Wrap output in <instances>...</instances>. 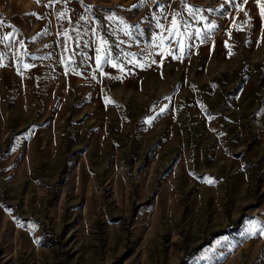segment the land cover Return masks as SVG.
Listing matches in <instances>:
<instances>
[{
	"label": "rangeland",
	"instance_id": "374dc122",
	"mask_svg": "<svg viewBox=\"0 0 264 264\" xmlns=\"http://www.w3.org/2000/svg\"><path fill=\"white\" fill-rule=\"evenodd\" d=\"M0 264H264V0H0Z\"/></svg>",
	"mask_w": 264,
	"mask_h": 264
},
{
	"label": "snow or ice",
	"instance_id": "6c2138e0",
	"mask_svg": "<svg viewBox=\"0 0 264 264\" xmlns=\"http://www.w3.org/2000/svg\"><path fill=\"white\" fill-rule=\"evenodd\" d=\"M176 25L175 18L173 19V26ZM174 34V32H170V35ZM106 41L101 40L100 41V47L97 48V67L98 69L101 68L103 63L107 62V56H106V49L104 48V45H106ZM101 53H105V55H101ZM117 65H113V67H116Z\"/></svg>",
	"mask_w": 264,
	"mask_h": 264
}]
</instances>
